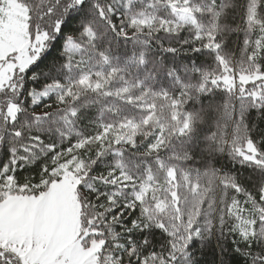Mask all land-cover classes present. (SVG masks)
Wrapping results in <instances>:
<instances>
[{
	"label": "snow or ice",
	"instance_id": "6c2138e0",
	"mask_svg": "<svg viewBox=\"0 0 264 264\" xmlns=\"http://www.w3.org/2000/svg\"><path fill=\"white\" fill-rule=\"evenodd\" d=\"M0 264H264V0H0Z\"/></svg>",
	"mask_w": 264,
	"mask_h": 264
}]
</instances>
